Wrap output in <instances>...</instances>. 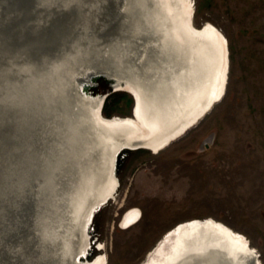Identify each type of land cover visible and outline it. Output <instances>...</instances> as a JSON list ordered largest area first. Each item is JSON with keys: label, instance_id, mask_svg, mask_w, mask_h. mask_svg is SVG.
<instances>
[{"label": "bare ground", "instance_id": "bare-ground-1", "mask_svg": "<svg viewBox=\"0 0 264 264\" xmlns=\"http://www.w3.org/2000/svg\"><path fill=\"white\" fill-rule=\"evenodd\" d=\"M29 2L31 11L39 8L44 16L41 13L38 23L23 17L25 22L16 28L19 34L28 30V35L34 36L55 14L66 16L71 31L64 29L67 36L62 32L61 36L71 41L69 47L62 42L56 56L43 57V65L11 59L6 73L0 65V94L5 93L0 96L1 108L12 117L9 125L15 140L9 150L19 158L5 168L0 160V190L5 201L8 188L19 195L30 194L26 201L30 205L42 199L45 215L36 219L34 229L41 245L37 244L36 250L30 248V254L22 252L24 259L30 256L28 264H104L102 257L83 256L90 245L87 226L118 184L117 153L123 148L159 151L201 119L223 94L225 76L221 86L220 80L226 47L211 27L192 26V0L114 3L111 15L121 18L116 26L118 35L107 44L93 32L92 42H86L90 36L87 27L93 22L102 33L108 30L97 21L99 0ZM18 6L0 0V33L15 34L20 13L13 11ZM26 56L30 61L29 54ZM98 74L109 80L112 90L133 97L132 119L102 116V93L86 94L81 88L90 76ZM152 250L143 264H259L256 251L242 235L210 219L178 225Z\"/></svg>", "mask_w": 264, "mask_h": 264}, {"label": "rangeland", "instance_id": "rangeland-1", "mask_svg": "<svg viewBox=\"0 0 264 264\" xmlns=\"http://www.w3.org/2000/svg\"><path fill=\"white\" fill-rule=\"evenodd\" d=\"M9 1L19 5L13 14L18 11L20 16L15 19L14 35L9 31L0 33V65L4 68L1 72L9 71L11 59L15 63L35 61L33 63L43 65L45 57L49 59L60 52L62 42L68 46L71 40L64 37L67 36L64 29L69 28L66 16L54 14L45 29L39 27L40 31L38 29L34 36L24 30L26 37L28 35L25 38V34H19L16 29L25 22L23 17L29 19L28 22L38 23L44 14L39 8L30 10L31 0ZM118 1L121 0H108V6L107 0H99L96 20L99 24L102 21L103 28L109 31L104 29L102 33L93 22V26L87 27L90 35L86 36L87 43L93 40L92 32L103 44L118 35V32L115 34L116 26L121 16L111 15L112 5ZM192 1L193 27L200 29L210 23L227 42V79L223 94L201 119L161 150L123 148L117 153L115 174L119 186L115 198L99 208L87 226L90 245L83 256L86 259L96 255L104 256L106 264H143L149 252L173 228L194 220L211 219L242 235L256 251L259 263L264 264V0ZM79 27L77 24L76 28ZM12 48H16V52ZM29 49L32 51L28 53ZM88 83L86 94L102 93L104 96V116L133 118L129 113L130 109L133 111L134 100L128 92L112 90L109 80L101 74L89 79ZM5 84L8 85L7 81ZM0 96L5 93L1 92ZM1 105L0 102V131L3 133L0 132V160H4L5 168L19 158L18 153L10 154L9 149L15 143L13 128L9 125L12 117L3 112ZM1 177L0 174V189ZM7 190V201L0 190V264H28L30 256L26 260L23 255L30 254V248L36 250L37 244L41 245L34 229L38 225L36 219L45 215L42 199L30 205L27 204L31 198L27 190L26 200H23L26 196L11 188ZM130 208H137L140 218L135 224L122 228V216ZM98 242L103 247L101 250L96 248Z\"/></svg>", "mask_w": 264, "mask_h": 264}, {"label": "flooded vegetation", "instance_id": "flooded-vegetation-1", "mask_svg": "<svg viewBox=\"0 0 264 264\" xmlns=\"http://www.w3.org/2000/svg\"><path fill=\"white\" fill-rule=\"evenodd\" d=\"M192 5H193V13H192V17H191V23L193 22V17H194V13H195V11H194V2L192 1ZM193 26V25H192ZM211 27L212 29H214L215 31H216V33L220 36V38H221V40H222V42H223V44H224V46L226 47V60H225V64H224V70H223V74H222V76H221V80H220V86H221V83H222V80H223V77L225 76V80H224V83L226 82V79H227V65H228V50H227V42H226V40H225V38H224V36L219 32V30H217L213 25H211L210 23H205L204 25H202V27L201 28H204V27ZM227 62V63H226ZM225 85V84H224ZM220 88V87H219ZM223 89H224V87H223ZM220 96H222V95H220ZM219 95H218V97H217V99L219 98H221ZM217 99H216V101H217ZM215 101V102H216ZM214 104V103H213ZM212 107V106H211ZM118 186H119V182H118V184H117V187H116V189H115V191H114V193H113V195H112V197L111 198H109V200H111V199H114L115 198V194H116V191H117V188H118ZM108 200V201H109ZM107 203V202H106ZM140 216V212H139V210L137 209V208H130L129 210H127L124 214H123V216H122V220H121V227L122 228H127V227H129V226H131V225H133V224H135L138 220H139V217ZM206 220V219H205ZM211 220V219H210ZM127 221H129V222H127ZM194 221H196V220H194ZM198 221H200V220H198ZM201 221H203V220H201ZM190 222H192V221H190ZM187 223V222H186ZM184 224V223H183ZM182 225V224H181ZM180 226V225H179ZM178 227V226H177ZM176 228V227H175ZM175 228H173V229H175ZM172 229V230H173ZM229 229V228H228ZM171 230V231H172ZM164 238V237H163ZM162 238V239H163ZM162 239L160 240V241H162ZM245 239V238H244ZM160 243V242H159ZM158 243V244H159ZM157 244V245H158ZM95 247H96V245H95ZM97 248L98 249H102L103 247L100 245V242H98L97 243ZM254 249V248H253ZM153 251V250H152ZM255 251V250H254ZM151 253V252H150ZM148 256L149 255H147V257H146V259H145V261L144 262H146L147 261V259H148ZM95 257H101V256H96L95 255ZM102 259H103V262H104V264H106V261H105V257L103 256L102 257ZM258 260V259H257ZM143 262V263H144ZM259 262V261H258ZM260 264V263H259Z\"/></svg>", "mask_w": 264, "mask_h": 264}, {"label": "water", "instance_id": "water-1", "mask_svg": "<svg viewBox=\"0 0 264 264\" xmlns=\"http://www.w3.org/2000/svg\"><path fill=\"white\" fill-rule=\"evenodd\" d=\"M94 76H96V75H92V76H90L89 79H91V78L93 79ZM88 81H89V80H88ZM88 85H90V84H89V83H83V85H82L81 88L85 91V88H86V86H88ZM130 110H131V111H130L129 114L132 115V114H133V111H132V109H130Z\"/></svg>", "mask_w": 264, "mask_h": 264}, {"label": "trees", "instance_id": "trees-1", "mask_svg": "<svg viewBox=\"0 0 264 264\" xmlns=\"http://www.w3.org/2000/svg\"><path fill=\"white\" fill-rule=\"evenodd\" d=\"M134 100V99H133ZM133 104H134V102H133ZM103 106H104V104H103ZM103 108V107H102ZM103 112V110H101V113ZM102 116L103 117H105V118H107V119H109V118H111V117H106V116H104V114L102 113Z\"/></svg>", "mask_w": 264, "mask_h": 264}]
</instances>
